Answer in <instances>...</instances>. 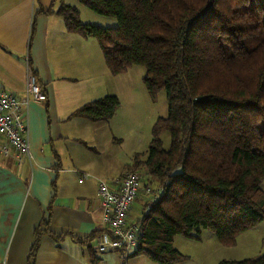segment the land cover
I'll use <instances>...</instances> for the list:
<instances>
[{"label": "trees", "instance_id": "obj_1", "mask_svg": "<svg viewBox=\"0 0 264 264\" xmlns=\"http://www.w3.org/2000/svg\"><path fill=\"white\" fill-rule=\"evenodd\" d=\"M78 1L115 18L116 26L82 22L78 8L67 3L56 10L53 2L38 4L35 14L56 12L68 32L97 40L112 74L141 65L151 97L166 93L167 114L152 126L147 156L127 169H143L144 184L157 191L143 195L130 253L174 263L186 255L173 246V237H197L203 229L220 245H235L242 232L264 220V0ZM119 105L116 94H106L71 116L107 119ZM165 130L168 148L160 138ZM45 231L56 241L71 235L87 244L100 232L82 238ZM42 232L35 230L29 264ZM216 264H264V249Z\"/></svg>", "mask_w": 264, "mask_h": 264}, {"label": "crops", "instance_id": "obj_2", "mask_svg": "<svg viewBox=\"0 0 264 264\" xmlns=\"http://www.w3.org/2000/svg\"><path fill=\"white\" fill-rule=\"evenodd\" d=\"M52 2L54 10L61 3L72 4L69 0H0V90L23 93L27 56L46 93L44 101L31 100L28 105L30 159L18 165L11 156L0 153V264H29L37 228L43 232L33 264H100L113 258L119 264H161L130 252H104L109 257H100L94 251L98 235L87 244L71 235L56 241L45 231L70 232L83 238L104 228L97 183L108 176L92 166L88 150L96 151L98 136L109 139L108 127L117 111L99 120L73 117L71 113L95 98L118 95L112 83L108 86L111 78L94 37L68 32L56 12L35 14L38 4L47 8ZM88 21L102 23L101 19ZM113 139L120 138L113 135ZM127 171L106 181L112 182ZM85 172L90 176L80 181ZM137 201L140 204L136 206ZM143 209L141 189L128 212V221L135 222ZM262 222L242 232L237 242L250 230H257V249L263 251ZM213 234L203 229L197 237L175 235L173 246L186 256L169 264H216L218 260L209 262L219 248Z\"/></svg>", "mask_w": 264, "mask_h": 264}, {"label": "rangeland", "instance_id": "obj_3", "mask_svg": "<svg viewBox=\"0 0 264 264\" xmlns=\"http://www.w3.org/2000/svg\"><path fill=\"white\" fill-rule=\"evenodd\" d=\"M76 5L79 10V17L82 22H89L92 24H99L101 26L113 27L116 26L117 21L113 17L104 16L93 12L86 5L78 0H69ZM93 19H101L102 23H97ZM109 71V69L107 68ZM145 69L141 65H133L125 72L119 74H112L108 72L110 82L108 86L114 85L116 87L120 105L116 109L115 119L112 120L109 130V139L107 135L98 136L95 140L96 151L89 148L92 155V166L105 172V176L115 177L120 172L127 170L135 160H144L147 156L148 145L151 139L152 126L159 116L167 114V98L164 90H159L155 97L152 98L143 82ZM110 83V84H109ZM120 139H113V135ZM163 146L168 148L170 144V134L168 131H163L160 134ZM90 145H93L92 143ZM141 173L143 169H140ZM129 172V171H127ZM125 172V173H127ZM106 180H109L110 178ZM147 176L143 178V183ZM142 183V184H143ZM154 185V184H153ZM264 189V179L261 182ZM143 195L148 196L143 189ZM137 201L135 205H139ZM134 217L130 215L132 220ZM264 223V220L263 222ZM264 225V224H263ZM261 229V228H260ZM211 232L210 230H208ZM250 230L242 238H240L235 246H225L219 244V248L210 258L209 262L221 259H244L258 256L262 251H258L257 247V230ZM213 233V232H211ZM214 235V234H213ZM180 246V245H179ZM264 249V248H263ZM96 255L107 258L95 250ZM100 264H119L114 258L110 261H102Z\"/></svg>", "mask_w": 264, "mask_h": 264}, {"label": "built area", "instance_id": "obj_4", "mask_svg": "<svg viewBox=\"0 0 264 264\" xmlns=\"http://www.w3.org/2000/svg\"><path fill=\"white\" fill-rule=\"evenodd\" d=\"M26 66V86L22 94L0 90V153L11 156L18 165L31 157L28 105L31 100L46 99L45 91L29 67L27 56ZM88 176L89 173H82L79 180L82 181ZM144 177L143 172L132 170L112 182L98 180V200L104 228L96 237L97 251L101 253L120 251L127 254L135 247L139 226L136 221H128V212L141 189L153 197L157 192L151 183H143Z\"/></svg>", "mask_w": 264, "mask_h": 264}]
</instances>
